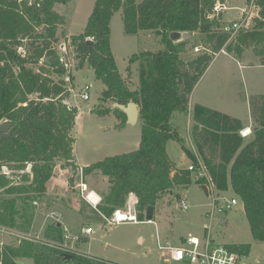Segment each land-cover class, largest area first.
I'll return each instance as SVG.
<instances>
[{
    "label": "trees",
    "instance_id": "obj_1",
    "mask_svg": "<svg viewBox=\"0 0 264 264\" xmlns=\"http://www.w3.org/2000/svg\"><path fill=\"white\" fill-rule=\"evenodd\" d=\"M66 1L0 0V121H11L7 136L0 141V164L11 163L17 169L31 164V180L7 187L6 197L0 200V224L4 226L28 230L36 213L33 201L46 193L45 183L58 172V162L64 160L73 170L78 167L72 156L74 137L68 134L77 108L64 102L70 95L63 79L66 70L53 47L58 42L57 27L64 22L54 4ZM215 1L95 0L82 32L71 35L69 44L74 58L91 67L104 85L103 99L138 105L141 137L136 149L106 156L83 166L82 171L84 175L98 171L107 177L109 188L97 206L100 213L111 215L133 193L137 216L144 220L146 207L156 206L173 187L206 182L171 160L166 143L176 140L195 168L197 156L200 158L218 192L229 190L238 198L252 238L264 241V94L250 99L253 123L249 138L241 134L244 125L238 117L200 103L188 109L193 88L214 53L222 48L237 57L252 48L264 65V0H254L259 16L231 39L223 27L234 22H221L220 15L209 16ZM119 9L125 33L153 31L163 44L161 49L131 55L129 61L138 63L139 85L134 89L118 70L110 46V20ZM171 31L202 33L206 51L184 61L179 53L185 44L183 40L172 41ZM22 45L25 50L20 52ZM44 57L50 58L45 62L59 76L58 81L45 73L44 66L34 68ZM32 93L36 98H29ZM114 111L125 124V113L118 108ZM187 112L194 150L185 146L172 123L175 113ZM43 236L62 242L63 227L58 221L48 223ZM228 246L245 254L249 250L246 243ZM62 255L54 247L29 240L0 249L3 264H15L17 258L29 259L31 264H51L54 256ZM70 255L67 264H112L98 257Z\"/></svg>",
    "mask_w": 264,
    "mask_h": 264
},
{
    "label": "rangeland",
    "instance_id": "obj_2",
    "mask_svg": "<svg viewBox=\"0 0 264 264\" xmlns=\"http://www.w3.org/2000/svg\"><path fill=\"white\" fill-rule=\"evenodd\" d=\"M247 1L225 0V5L228 8L220 11L221 22H234L236 24L244 18L242 9H251L252 17L246 26L250 27L254 18L259 16V9L256 5L250 8ZM94 4L95 0H68L64 3L54 4V9L64 17V22L57 27L58 42L53 47L57 53H60L59 62L68 64L63 79L68 74L69 80L64 79V82L70 95L64 102L68 106H76L77 108V114L68 134L74 137L72 156L79 166L73 170L65 164L64 160H60L58 164L61 166H58L56 170L58 172L48 180L47 188L55 191L47 192L36 198L37 203H33L36 214L29 229L10 228L31 233V235H42L48 222L55 220L58 215V213H54L51 216L48 210L52 209L56 212L60 210L64 217L59 218L58 221L73 230L72 233H76L81 224L87 225L88 223L95 229L94 233L89 234L88 242L85 241L86 238L82 234L77 243L69 240V244L73 245L76 251L79 250L102 258L112 264H191L182 260L170 259L165 254L163 257L160 256L157 240L162 245H178L181 244L182 237L188 234L203 236V223L208 221L205 217V211L210 207L211 197L205 195L200 184L191 183L183 187L175 186L169 190L162 198L164 203L157 206L154 222H123L110 226L103 225L106 222L103 215L86 204L78 193L77 176L71 174L72 171L76 173L84 165L101 160L106 156L134 150L138 147L141 137L139 120L135 124L122 127H120L121 122L116 125L119 122L118 113L111 106V101L105 100L101 96L104 85L96 79L91 67L86 63L80 64L74 58L73 47L69 44L71 35L82 32ZM110 30V46L117 68L121 75H124L129 86L137 88L139 85L138 63L130 62L129 59L132 54L143 50L161 49L163 47L161 38L149 30L140 31L137 34L125 33L121 9L112 15ZM234 35L235 33L231 34L230 39ZM181 40L185 45L179 56L184 61L206 51V43L202 33L190 32L184 34ZM18 50L23 52L25 46L22 45ZM49 60L48 57L45 61ZM258 60L259 58L254 54L252 48H246L240 57L228 53L226 49L224 52L213 55L210 64L190 94L189 111L192 109L193 103L201 102L211 108H219L222 112H229L238 116L244 123H249L251 129L253 121L250 115V99L254 95L264 94V65L259 64ZM45 61L44 58L41 59L37 65H34V68L37 69L40 65L44 66L47 70L45 73L53 80L58 81L59 76ZM84 84L90 87L87 100H82L79 96L80 89ZM36 96L37 94L32 93L29 98H36ZM107 109L109 111L105 114L97 113ZM172 123L183 139L185 146L194 150L189 135L192 123L190 113H175ZM241 134L245 135L246 138L251 136V134L246 136V132L243 130ZM167 143L168 153L176 161L177 164H175L179 167H188L191 160L182 145L172 139L168 140ZM1 164H6L14 172L19 173L20 182L16 185L28 183L31 180L29 174L31 164H27L22 169L15 168L11 163ZM85 179L89 186L98 187L101 191L107 187V177L101 173H92L90 178L86 176ZM10 186H14V184H9L8 180L0 177V200L6 197L4 192ZM211 189L214 193L218 192L213 185H211ZM211 189L208 192H211ZM219 194L225 197L234 195L229 190L220 191ZM180 199H184L188 203V209H182L178 206ZM55 203H59V205L52 207ZM66 203L72 207L63 206ZM46 213L47 221H44ZM67 216L69 217L67 218ZM220 216L223 223L219 222ZM220 216L213 219L212 241L219 244L246 243L249 245L246 262L248 264H264V241L252 238L242 204L238 202ZM139 237L142 238L141 242L138 241ZM0 241L6 245H17L16 240L5 234H0ZM65 261L63 258L54 256L51 264H67ZM31 263L29 259L17 258L15 260V264Z\"/></svg>",
    "mask_w": 264,
    "mask_h": 264
},
{
    "label": "built area",
    "instance_id": "obj_3",
    "mask_svg": "<svg viewBox=\"0 0 264 264\" xmlns=\"http://www.w3.org/2000/svg\"><path fill=\"white\" fill-rule=\"evenodd\" d=\"M247 4L252 8L255 6L254 0H248ZM228 7L225 5V1L222 2L220 0H216L213 7L212 12L210 13V17L218 16L220 11L227 9ZM244 14L243 20H239L236 24H225L224 30L229 31L231 34H236L238 30L241 28H245L250 21L252 17L251 9H242ZM224 52V49L222 48L219 52ZM217 53H214L216 55ZM59 59L60 58V53ZM65 70L67 71V63L62 64ZM64 79L69 80L68 74L64 77ZM89 85L84 84L79 92V96L82 100H87L89 98ZM198 161V167L195 168L194 165L190 164L187 168L194 173V177L196 179L204 178L207 182L205 184L208 188V190L211 189L212 182L210 180V176L207 173V170L205 169L204 164L200 160V158L197 156ZM79 171L76 173L77 176V190L79 195L93 208L97 209L98 204L101 201V196L98 195L94 190L89 189L87 186V183L84 179V174L82 171V168L78 169ZM19 173L14 172L12 169H10L6 164H0V177L5 178L9 181V184H18L20 182L19 180ZM30 174V173H29ZM31 176V174H30ZM48 182L45 183V187H48ZM211 197L209 208L205 212V217L207 218V223L203 224V236L199 237L194 234H188L184 238H182L181 244L178 245H159V248L161 251H166L168 253V258L173 260H182L186 261L191 264H248L246 262V254L239 251L232 249L228 246V244H222V243H214L212 241L211 237V228L213 219L216 216H220V214L225 213L227 209H230L232 206L236 205L238 203V198L233 195L229 197H225L224 195L219 194V192L214 193L211 189V192H208ZM136 202L137 197L133 193H129L126 197L125 204L121 208H116L111 215L105 216L103 215L104 220L106 221L103 225H115L123 222H132V223H138L140 222L137 211H136ZM34 204L37 202L34 200ZM178 206L182 209H188L189 205L184 199H180L178 202ZM52 215V214H51ZM57 220L59 219V216H56ZM102 225V226H103ZM63 227V238L64 240L62 242L49 240L45 238L42 235L34 234L31 235V233L18 231L13 228H10L8 226H4L0 224V234H5L9 236L11 239H14L19 243L21 240H29L34 243L43 244L47 246L54 247L64 254H71V253H77L81 255H85L87 257L96 258L93 255H90L88 253L80 252L79 250L76 251L73 245L69 244V240H72L74 243L80 238L81 234H91L93 233V228L91 226H85L81 227L79 231L76 233H72L67 227ZM3 245H6L5 243L0 241V249ZM164 256V254H163ZM0 264H3L2 259L0 258Z\"/></svg>",
    "mask_w": 264,
    "mask_h": 264
},
{
    "label": "water",
    "instance_id": "obj_4",
    "mask_svg": "<svg viewBox=\"0 0 264 264\" xmlns=\"http://www.w3.org/2000/svg\"><path fill=\"white\" fill-rule=\"evenodd\" d=\"M169 37L172 41L176 42L181 40V32L180 31H171L169 33ZM88 42L91 41L90 39L87 40ZM47 57H44V61L46 60ZM112 107L113 108H118L119 110H121L122 112L125 113L126 115V123L128 124H135L138 121L139 118V108L138 105L136 103H134L133 101H129L126 104H121L118 102H113L112 103ZM11 127V121L10 120H4L2 122H0V141L2 139V137H6L7 136V132L9 130V128ZM200 188L202 189V191L205 193V195H208V188L205 184H202L200 186ZM153 214H154V206L153 205H148L144 211V219L145 221H152L153 220ZM58 225H60V223L58 222ZM63 260H67L69 258H71L70 254H65L62 255Z\"/></svg>",
    "mask_w": 264,
    "mask_h": 264
},
{
    "label": "crops",
    "instance_id": "obj_5",
    "mask_svg": "<svg viewBox=\"0 0 264 264\" xmlns=\"http://www.w3.org/2000/svg\"><path fill=\"white\" fill-rule=\"evenodd\" d=\"M192 32H198V31H192ZM188 33H190V32H187V31H181V35H182V37L184 36V34H188ZM198 33H200V32H198ZM258 62H259V60H258ZM260 64V63H259ZM121 73V72H120ZM123 75V74H122ZM123 77H124V75H123ZM196 87V86H195ZM131 89H134V88H132V87H130ZM136 88V87H135ZM195 88H193V90H194ZM198 103H200V104H203V105H206V106H208L207 104H204V103H201V102H198ZM195 103H193V105H194ZM112 106V105H111ZM216 109H219V108H216ZM220 110V109H219ZM222 111V110H221ZM224 112V111H223ZM225 113H227V114H230L229 112H225ZM230 115H232V116H234L233 114H230ZM235 117H238V116H235ZM239 118V117H238ZM121 122V118L119 117V122L116 124V125H119V123ZM243 122V121H242ZM124 125H128V123H126V121H125V124H123L122 125V122H121V126L120 127H122V126H124ZM243 125H245V127H244V129L245 130H248V132L246 133V136L247 135H249L250 134V127H249V123H244L243 122ZM119 127V126H118ZM243 129V130H244ZM167 145H168V143H166V150H167ZM167 153H168V150H167ZM168 155H169V157L171 158V156H170V154L168 153ZM74 158V157H73ZM171 160L174 162V163H176V161L175 160H173L172 158H171ZM74 161H75V163L78 165V163L76 162V160H75V158H74ZM177 164V163H176ZM175 164V165H176ZM79 166V165H78ZM85 166V165H84ZM177 167H179V165H176ZM183 166H185V165H183ZM93 174L94 173H100V172H98V171H94V172H92ZM92 173H90V174H88V175H85V177L87 176L88 178H90L91 176H92ZM85 177H84V179H85ZM85 181H86V179H85ZM86 183H87V185H88V188L89 189H92V190H94L98 195H100L101 196V194L102 193H104V192H107V190H108V188H109V182H107V187H106V189L104 190V191H101L100 190V188H98V187H93V186H89V183L86 181ZM46 193L48 192V193H50V191H55V190H50V189H48V188H46ZM52 193V192H51ZM81 197V196H80ZM44 198V197H43ZM81 199L86 203V204H88L82 197H81ZM164 199H161V200H159L158 201V204L156 205V206H154V214H153V219H154V217H155V211L157 210V206L158 205H161V204H163L164 203V201H163ZM36 202H37V200H35ZM59 205V203H55L52 207H55V206H58ZM89 205V204H88ZM63 206H68V207H72L69 203H66V205L65 204H63ZM91 206V205H90ZM51 207V208H52ZM92 207V206H91ZM45 208V207H44ZM43 208V209H44ZM93 208V207H92ZM49 211V213H50V215L52 214V215H54V213H58V215L57 216H59V218L61 219L62 217H64L63 215H62V213H60V210H57V212L56 211H54V210H48ZM206 212V211H205ZM36 214V213H35ZM102 214V213H101ZM51 215V216H52ZM103 215V214H102ZM35 216V215H34ZM69 216H67V218H68ZM46 218H47V213L44 215V221H47L46 220ZM220 219H219V222H221V223H223V219H222V217L220 216L219 217ZM55 221H58L57 220V218H55V220H51V221H49L48 223H51V222H55ZM140 221H145V219L144 220H140ZM59 222V221H58ZM148 222V221H147ZM151 222V221H150ZM152 222H154L153 220H152ZM60 223V225L61 226H65V224H62L61 222H59ZM204 224V223H203ZM85 226H90V224H88L87 223V225H84V224H81L80 226H79V229L81 228V227H85ZM66 227V226H65ZM68 228V227H67ZM71 232L73 231V230H71L70 228H68ZM79 229H78V231H79ZM94 231H93V233L95 232V229H93ZM92 234V233H91ZM84 236H85V238H86V240L85 241H89V239H90V237H89V234H83ZM182 238H184V237H182ZM138 241H142V238L141 237H139L138 238ZM157 243H158V248H159V245H162L161 243H159V241L157 240ZM224 244H227V243H224ZM159 253H160V256H162L163 257V254H165V255H168V253L166 252V251H161V249L159 248Z\"/></svg>",
    "mask_w": 264,
    "mask_h": 264
},
{
    "label": "bare ground",
    "instance_id": "obj_6",
    "mask_svg": "<svg viewBox=\"0 0 264 264\" xmlns=\"http://www.w3.org/2000/svg\"><path fill=\"white\" fill-rule=\"evenodd\" d=\"M243 131L246 132V133L248 132V130H245V129Z\"/></svg>",
    "mask_w": 264,
    "mask_h": 264
}]
</instances>
